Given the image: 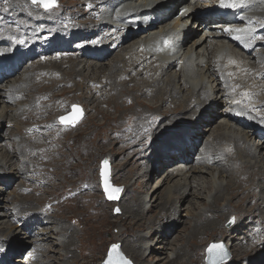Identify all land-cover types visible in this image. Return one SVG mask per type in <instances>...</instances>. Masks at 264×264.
<instances>
[{
	"label": "bare ground",
	"instance_id": "6f19581e",
	"mask_svg": "<svg viewBox=\"0 0 264 264\" xmlns=\"http://www.w3.org/2000/svg\"><path fill=\"white\" fill-rule=\"evenodd\" d=\"M75 1H78V6L72 7L70 11L60 13L59 18H52L51 11H46L42 6L33 4L32 0H6L3 4H0V197L4 196L3 190L6 185L8 188L13 183H15L13 187L17 184L15 188L17 197L14 201L15 204H11V206L14 207L17 215L26 216L30 214L28 216L33 217L37 222L36 225L34 224L35 226L25 228L27 233H23L22 230H18L12 225L8 231L0 227V263L13 264L10 258L11 253L15 252L23 255L28 245L33 249L28 264H55L54 256L51 253L56 251L50 249L43 251L42 247L47 248L50 244L54 247L55 243L58 242L66 252V254L63 253V256L69 257L73 253L75 241L70 237V240L69 238L67 241L64 240L72 231V227L64 224L61 220L56 221L54 224L48 215H41L53 203L45 204L47 200L35 201L33 196L40 193V196L42 195L46 199L47 191L41 187V181H45L47 187L51 186L55 190L58 189L55 182L57 178L62 181L59 187H63L65 182H70L68 176L71 174L73 166L68 164L73 159L74 154L72 148H69L68 140L74 136L76 139L75 148L81 149L80 146L83 145H81V141L84 140L80 137L82 136L79 133L81 132L80 129L89 120H93V117H89L88 110L90 108L97 109L96 107L103 104V102H99L101 98L97 95L101 94L103 96L107 91H116L121 86L124 88L129 83H137V78H142V75H145L151 76L153 80L146 77V81L138 82L136 91L130 92L125 89L122 93H118V96L113 97V101L109 102L110 105L119 108L118 104L124 99H138L152 90V98L162 103L161 106L165 103L174 104L175 111L173 113H180V115L177 117L170 116L172 112L162 107L156 108V111L144 110L143 113L134 116L137 121L133 122L131 131L127 125L124 130L125 133L118 132L120 142L126 141L125 138L128 137L132 139L134 138L132 136L136 134V140L134 139L133 144L139 146L143 130L152 125L157 127L156 121L152 123L151 117H164V121H171L169 127L171 131H166V124L168 123L165 122V124L164 121H161L162 124L160 123L159 127L151 131L158 142L153 146L151 145L149 149L143 148L146 150V154L150 153V155L138 159L143 158L138 166L145 171L139 179L150 177L148 171L151 170L152 165H155L157 160L159 163H164L172 168V171L170 170L171 172L166 175L160 186L157 187L156 184V189L153 191L154 197L152 200L154 201L149 211L152 212L154 208H161L159 215L156 213L155 218L147 219L148 212L145 213L146 211L143 209L146 200H141L136 196L131 197L128 200L129 203H124L125 197L130 194L128 192L131 191L133 186L130 184L133 178L130 176L131 170L128 172L127 166L122 165L119 167L120 169L113 171L114 180L119 177L130 180L125 185L121 200V205L124 206L121 207L122 216L124 217L118 218L119 223L125 227L130 221L137 227V232L141 230L151 231L146 235H132L134 237L133 241L126 240L125 244L123 242L122 253L130 258L134 264H145L148 257H150L147 252L153 251L152 246L155 241L163 243L161 246H164V244L168 245L173 240L171 245H174V241L177 239V237L173 239L174 229L181 221L177 213L178 204H184L188 201L181 193L186 187L188 190H192L191 195L197 198L201 196V191H206V197H203L205 201L209 200L208 194L215 193L216 195L210 204H205V209L201 210V207L194 208L196 213L191 214L193 219L191 224L188 225L189 227L185 228L184 233L187 245L185 244L186 247L180 245L171 249L172 256L173 253L175 255L171 260L168 257L167 264L177 263L186 253L193 255L196 254L194 252L200 251L207 241L201 244L197 240L205 235L208 236L210 231L212 236H220L222 240L227 241L231 248L239 246L238 243L241 241H247L249 247L241 246L235 249L231 260L233 264L236 261L239 262L238 264L243 262L264 264V255H262L264 253V134L261 132L264 131V78L260 81L257 80L259 85H256V83V88L251 89L249 87L250 89H248V87H244L246 90L242 93H250L244 99L246 100L249 95L251 98L244 102V106L239 105L240 98L235 100L236 104L232 107L231 112H233V115H231L219 110L225 104L223 98L229 96L228 92H232L236 83L233 84L234 81L230 78L231 76L222 73L224 72L223 69L219 74L220 76L224 75L221 79V82L224 81V83L222 82L220 85L215 80L216 78L212 77L215 69L221 68L224 62H228L225 73L231 69L241 72L247 70V72H253V77L255 74L259 77L264 76V0H179L175 3H171V0H87L88 2L86 0H72L70 2ZM83 1L85 3L81 8ZM202 2L206 4H201ZM225 4H235L236 6L225 7ZM204 5L205 8L202 7ZM174 16L176 17L175 22L173 21ZM191 21H195V26L199 24V29L202 30L198 31L205 32V34H201V37L193 41L186 50L184 46L189 39L200 33L190 32L191 29L188 24ZM88 23L89 27L84 30ZM216 23H220V25H216ZM237 29L243 31L237 32L235 31ZM236 36L242 38L236 39ZM134 37H137V39H134ZM46 46L50 47L51 50L48 54H43L42 49ZM198 49L199 52H196ZM194 54L200 58H196ZM43 56H47V58H43ZM249 56H253L255 60L253 64ZM228 58L234 61H228ZM151 59H154V61L149 63ZM50 60L52 63L48 62ZM171 63L172 65L168 67ZM67 64L74 67L72 74L69 73V77H62V75L58 77L57 75L62 69L60 67L67 66ZM154 64L158 65L152 66ZM91 66L97 77L95 80L98 81H90V78L84 74L86 70H90ZM120 66H123L124 71L115 75L113 72L120 71ZM179 66L181 71H187L186 75H182V72L179 74L172 73L168 79L163 78L164 74ZM200 66L204 70H199ZM223 66L222 68H224ZM200 71H205V76H201L202 72L200 73ZM210 71L212 76L208 75ZM197 72L199 74H196ZM55 74L57 78L54 76ZM198 75L202 77L200 82L198 81ZM251 75L249 74V76ZM77 77L82 78L81 85L74 82ZM16 78L17 81L14 82ZM38 79L41 82L37 81ZM126 80L130 81L127 82ZM47 81H50L47 86L51 85L52 82V88L55 91L58 85H69L67 88H76L67 91L68 97L73 96L71 93L74 91H82L81 94L85 90L88 91V96L84 94L85 102L83 103L88 115L76 131L68 127L67 124H63L67 125L63 126L58 122H61V118L64 117L63 115L67 109L65 105L64 113L55 116L54 121H52L53 117L51 116V118L49 115L42 120L33 118L35 115L41 114L45 117V114H51L50 104L55 105L56 111H59V95L68 99L65 91L61 94L56 93L57 91L53 92L56 94H50L51 89L49 91L44 90L43 84ZM109 81L110 84L108 85L107 82ZM124 81L126 82L124 83ZM164 82L165 87L161 88L160 85ZM231 84L234 86H231ZM186 85L190 86L189 89L185 87ZM152 87L153 89H151ZM252 90L254 91L253 94ZM30 91L33 92L32 96L26 98L24 94ZM138 93L140 94L138 95ZM157 93L162 94L160 99L156 96ZM233 96L237 99V96L234 94ZM233 96L230 95V97ZM241 99L243 101V98ZM228 102H231V100ZM136 103L140 104L141 102L138 99ZM230 104H233V100ZM137 106L139 108V105ZM252 108L255 110L254 113L251 111ZM96 112L97 116L104 114L101 110ZM249 112L251 114H248ZM190 113L191 117H187ZM148 114L151 117L147 118ZM25 116L30 117V119L28 123L22 125ZM143 116H145L143 119L140 118ZM145 118L147 122L145 121L146 124L143 126ZM193 118H196V120L194 121ZM190 120L192 123H189ZM3 122L10 124V127H12V123L20 125V127L17 126L20 140L15 141L13 139L15 137L14 133H10L5 135L8 141L3 143L5 140L2 136L3 130L1 131ZM249 122L257 124L258 128L252 126L253 128L249 129ZM203 124H208V127L211 126V128L199 131ZM127 131L131 133L129 134ZM169 132H177L178 134L167 138L166 135ZM206 132L211 134L208 136ZM242 133L246 135L244 136ZM12 134L13 136H11ZM163 136H165L164 139ZM256 136L257 140L263 144L253 150L252 147L255 148L256 144L254 137L256 138ZM262 136L263 139L259 140ZM171 137H174L175 140L170 141ZM204 138L208 139L204 140ZM211 138L214 141L210 142ZM37 139H39V142H32ZM227 144H231L232 147L225 148ZM244 144L246 149L243 151L241 147ZM126 145L124 147L127 149L123 147L124 149L116 152V156L128 155L130 160L126 164H136V162H139L134 159L136 151L128 152L133 145ZM200 145H203L200 157H203L202 161L204 160L205 165H202L203 162H201V165L193 166L194 158L192 161V155ZM84 150L85 148L82 149V151ZM152 154L157 156L153 161L150 158ZM232 154H237L239 159L237 161L230 159ZM77 157L81 158L79 155ZM200 157L198 156V159ZM18 158H23L24 161H18ZM244 158L250 160L246 161ZM224 161H227L228 164L226 166L222 165L220 172L227 174L226 176L230 178L225 186L221 182H219L221 184H217L215 173L210 171L212 166H218ZM232 162L233 164L230 165L229 163ZM198 163L200 162L197 161ZM176 166H183V168H176ZM205 168H209L206 170L213 178L207 179L204 177V172L207 173L204 170ZM167 169L166 172L169 171ZM59 171L63 172L62 177L58 175ZM154 171L157 170L154 169ZM217 172H219L218 169ZM184 173L191 175V182L180 183L178 181L173 186L170 185L174 174L180 176ZM4 176L7 177L3 178ZM18 182H20V185H18ZM144 187L146 189L148 184ZM254 187L259 189L258 194L252 192ZM29 188H33L32 191ZM19 189L23 193H20ZM88 190L81 189V192L73 194V197L78 196V201L85 202V193ZM245 192L247 193L245 194ZM25 194L30 195V197H24ZM225 196H229V203L223 205L221 202ZM256 197L260 200L254 208L249 207L247 210L243 208L247 202ZM17 199L19 202H16ZM234 201L236 202L234 203ZM4 202L6 204H3ZM7 202L6 199L0 198V222L3 220L9 222L10 220L15 223L16 219L11 216L12 213H9L11 208L8 206L10 204L8 199ZM31 202H38L40 206L44 204L39 210L38 203ZM226 210H228V215L224 218L223 213ZM233 216L237 219V225L241 226L239 234H234L231 230L224 228V224L222 225L223 221L226 220L227 222ZM218 219L222 221H217ZM25 223L27 222L25 221ZM49 224L50 226L54 225L50 227ZM242 227L245 228L244 231H242ZM126 229L122 235H129ZM36 230L40 231L39 234ZM243 233H245V236L241 238ZM21 235L29 236V238L33 236L36 242H33V239L31 243L29 241L25 243L21 239ZM74 235H77V233L72 234L73 237ZM259 245H263V252L258 248ZM14 247L17 248L14 249ZM8 248L14 250L8 253ZM162 248L163 251L168 253V246ZM156 249L160 250L161 248L157 247ZM42 252L44 254L49 253L47 259H40ZM167 255L170 256L171 253ZM63 256L56 258L59 261L62 260L64 264H71V262L63 259ZM190 259L188 261L187 257L188 262L181 264L198 263ZM18 261L19 259L15 260V263ZM25 262L20 261L21 264H26ZM73 264H77V262Z\"/></svg>",
	"mask_w": 264,
	"mask_h": 264
},
{
	"label": "rangeland",
	"instance_id": "374dc122",
	"mask_svg": "<svg viewBox=\"0 0 264 264\" xmlns=\"http://www.w3.org/2000/svg\"><path fill=\"white\" fill-rule=\"evenodd\" d=\"M5 1L6 0H0V4H3ZM24 1H26V0H24ZM70 1H72V0H56L58 6L53 8V9H51V10H48V11H51L52 18H59L60 17V13L65 12V11H70L72 7H77L78 6V1H75V2H70ZM204 1H208V0H204ZM84 3H85V1H83L81 8H83V4ZM201 4H206V3L202 2ZM202 7L205 8V5L202 6ZM202 7L200 6V8H202ZM173 19H174L173 21L175 22L176 17L174 16ZM189 23L190 24H188V26L191 29V31H190L191 33L200 32L198 30H202V29H199L200 28L199 24H196V26H195V21L194 22L191 21ZM217 24H219V23H216V25ZM78 26L84 27L85 25H78ZM184 26H186V24H184ZM88 27H89V23L86 24V26L84 27V30L86 28H88ZM249 30H252V29H249ZM201 32L196 34V35H194V36H192V38H190L189 41L185 44L184 48L186 49L187 47H190L191 44L193 43V41H195L199 37H201V34L202 35L205 34V32H202V33ZM74 35H76V34H74ZM74 35H72V36H74ZM72 36H70V37H72ZM186 37H187V35H186ZM56 38H58V37H56ZM134 39H137V37H134ZM184 40H185V37H184ZM137 41H139V40H137ZM136 43H140V42H136ZM50 50H51L50 47H47V46L44 47V49H42L43 54H48L50 52ZM240 51H241V49H240ZM194 52H195V49H194ZM196 52H199V49L196 50ZM194 55L196 56V58H200V57H198V55H196V54H194ZM115 57H116V55H115ZM167 57L168 58H173L172 56H167ZM249 57H250L251 63L253 64L255 62V60L253 59V56H249ZM43 58H47V56H43ZM51 60L48 61V62H51ZM109 61H111V60H109ZM153 61H154V59H151L149 61V63L153 62ZM228 61H234V60L228 58ZM107 63H104V64H107ZM227 64H228V62H226V63L224 62L223 63L224 66L221 65V68L220 67L216 68L215 71H214V75L213 76L211 75V73H212L211 71H210V74H208V75L212 76L214 79L216 78L215 80H217L218 83H220V85H221L222 82L224 83V81L221 82V79L224 77L223 74H226L229 77L231 76L230 78L233 79V81H234L233 84L236 83L235 87H233L234 89H232V92L235 91L237 94L236 93H232V92H228L229 96L227 95L228 97H224L223 98V101L225 100L224 102H225L226 105L225 104L222 105L220 107V110H219V111H222L225 114L230 113L231 115H233V112H231V110H232V107L236 104V102H234L235 100H238L240 98L239 101H238L239 105L242 104L241 106H244V102L247 101L248 98L249 99L251 98V96L249 95V97L246 100L244 99V98L247 97V96L244 95V93H242V91L244 92V90H246L244 87H246V88L248 87V89H250L249 87H251V89L256 88L255 84L257 83L256 85H259V82L257 80L260 81L261 79L264 78V76H260L259 77L258 75L255 74V76L253 77V75H254L253 72L252 73L251 72H247V70L244 71V72H241V71H234V70L231 69L230 70L231 72L228 71L227 73H225V69L227 68ZM155 65H158V64H154L152 66H155ZM171 65H172V63L168 67H170ZM222 66L224 68H222ZM122 67L123 66H120V68H121L120 71L117 72V70H116V72H113V73L115 75H118V73H121L122 71H124L122 69ZM60 68H62L61 72L63 71L64 73L60 72L61 74L59 73V75H57L58 77H61L60 75H62V77H65V76L69 77L70 76L69 73L72 74L73 69H74V67L71 64H67V66L65 65V66L60 67ZM70 68H72V69H70ZM33 69H31V70H33ZM89 69L90 70H86V72L84 74L87 75L90 78V81H92V80L93 81H98V80H95L97 77H96V74L92 71L93 67L91 66ZM221 69H223L224 72H222ZM199 70H204V69L200 66ZM220 71L223 73L222 76H220V74H219ZM66 72H67L68 75L65 74ZM181 72H182V75H186L187 71H181V68L179 66L178 68L173 69V70L169 71L168 73L164 74L163 78L164 79H168V77L172 73L179 74ZM201 72H202L201 76H205V74H204L205 71H200V73ZM232 72L234 73V75H233ZM229 73H232V75H228ZM248 73L252 74V75L249 76ZM94 74H95V76H94ZM196 74H199V73L197 72ZM54 76H56V74ZM57 76H56V78H57ZM201 76L198 75V81L199 82L201 81V78H202ZM243 76L245 77L247 82H246L245 79H243L244 78ZM146 77L148 79H150V80H153V78L151 76L149 77V76L142 75L143 79L141 77L137 78V83H134V82L133 83H129L124 88H122L123 86H121V87L118 88L119 90H116V91H107V92L104 93L103 96H101V94L97 95L99 98H101L99 100V102H103V104H105V105L100 104L101 106L96 107L97 109H91L90 108L88 110L89 117L90 116L93 117V120H89L86 124H84V126L80 129L81 132L78 131L79 133L82 134V136H80V137H82V139L85 141V142L81 141V145L83 144L82 147L80 146L81 149L75 148L76 147V145H75L76 139L74 138V136L72 138H70V140H68L69 141L68 145H70L69 148L70 147L72 148V150H73L72 153L74 154L73 159H71L69 161V164L67 163L69 166H73V170L71 171V174L68 176L69 177L68 180L70 179L69 180L70 182H65L63 187L62 186L59 187L60 184L62 183V181H60L61 180L60 178H57V181H55V182L57 184V188L58 189L55 190L51 186L47 187L45 181H41L40 182L41 187H43V189H46V191H47L46 199H44V197H42V195L40 196V193L36 195L38 198L36 196H33L35 201L47 200V201H45V204L46 203H53V205H51L47 210L42 212L41 215H43V214L44 215H48L52 219L51 221L54 222V224H55L56 221L61 220L62 222H64V224L70 225L72 227V229H71L72 231H70L68 236L66 238H64V240L66 239L65 241H67L69 237L75 241V245L73 247V253L71 255H69V257L68 256L67 257L63 256L64 254H66V252L62 249L61 245H59V242L55 243L56 245H54V247L51 246L52 244H50L47 248L42 247L43 251H45V250L48 251L49 249L56 251L55 253H51V255L54 256V259H55V262H56L55 264H58V263L64 264L62 260L61 261L57 260V258H60L62 256H63V259L71 262V264L76 263V262H77V264H106L107 260L110 258L109 253H110L111 247L113 245H118L119 246L121 257H123V260L129 261L130 264H134L133 261L130 258H127V256H125L122 253L123 242L125 244L126 240L133 241L134 237L132 235L141 236V235L149 234L151 232L150 230H149V232H148V230L147 231L146 230H141L140 232H137L136 231L137 227L134 225L133 222H130V221L128 222V224L125 227L122 226L119 223L118 218H123L124 217V216H122V214H123L122 212L123 211H121L122 208L124 207V206L121 205V200H122V197H123V193L125 191V187H126L125 185H127L126 183H128L130 180H124V179H122L120 177L114 180L113 179V171H115L117 169H120L119 167L122 166V165L123 166L126 165L127 166V171L129 172L131 170L130 176L134 178V179L132 178L131 183H130L131 185H133L131 187L132 188L131 191L128 192L130 194L125 197L124 203H126V204L129 203L128 200H130L131 197L136 196V198H139L141 200H146V203L144 204V206H143L144 208L143 209L146 211L145 213L148 212V215L146 214L147 215V219L150 220V219L155 218L156 217L155 216L156 213L159 215V212H160L161 208H154L152 212L149 211L152 208V206H153V201H154V200H152V198L154 197L153 196V191L156 189V184H157V187L160 186V184L162 183V181L166 177V175L169 172L172 171V168H171V166L169 167V165L166 166L164 163H159V161L157 160L155 165H152L153 167H151V170L148 171L150 177L148 179L147 178L139 179L141 176L144 175L145 171H143L142 168H140V166H138L143 161V158L140 159V160H138V159L141 158V157H147V156L150 155V153L146 154V150H144L143 148L149 149L151 147V145L153 146L155 143L158 142V141H156L155 136L152 135L151 131L153 129L155 130L157 127H159V124L161 123V121H164L165 118L164 117L153 118V117H151L150 114H148L146 116L147 118L151 117L152 123H154L156 121L157 127L155 125H152L149 128L143 130V133L140 136L141 137V142H140L139 146H137V145L135 146V144H133L136 134L132 136L134 138L131 139V138L128 137V138H125L126 141L120 142L121 139H120L119 133H125L124 130L127 128L126 127L127 125L130 127V131H131L132 128H133V122L137 121V118L134 117V116H137L141 112L143 113L144 110L145 111H156V108L162 107V108H167L168 111L172 112L170 116H174V117L176 116L177 117V116L180 115V113H177V114L173 113L175 111V108L173 106L174 104L165 103L163 106H161L162 103L157 102L155 98L151 97V94L153 93L152 90L148 91L147 94L146 93L143 94L144 96H140L138 98L139 101L141 102L140 104L136 103V100H138V99H133V98L132 99L131 98L130 99H124L123 101H121L118 104L119 108H115V107L111 106L110 103H109L110 101H113V97L118 96V93H122L125 89L129 90L130 92L136 91L137 87H138L137 86L138 82L146 81ZM253 78H254V81L252 82ZM52 79H53V77H52ZM81 80H82L81 77H77L76 79H74V82L75 83L77 82V84L81 85L82 84ZM236 80H238V81L240 80L243 83H241L240 81L238 82ZM16 81H17V78L14 79V82H16ZM37 81L41 82L40 79H38ZM120 81H121V79H120ZM126 81L129 82L130 80L129 81L126 80ZM126 81H124V83ZM104 83L106 84L105 80H104ZM107 83L109 85L110 81L107 82ZM48 84H50V81H47V82H45L43 84L44 85L43 86L44 90L49 91L51 89V91H49L50 94L53 93V92H56V91H57L56 93L61 94L62 92L65 91L66 92V94H65L66 97H68L67 91H72V90L76 89L74 87L73 88L72 87H68L67 88V86H69V85H58L57 87H58L59 91L57 90V87H56V91H55V89L52 88V82H51V85L47 86ZM70 84H72V83H70ZM164 84H165V82L162 83L160 85V87L164 88L165 87ZM2 85L5 86L7 84H2ZM59 86H60V88L62 86L63 87L65 86V87L64 88L62 87L60 89ZM231 86H234V85L231 84ZM185 87L187 89H189L190 86L186 85ZM239 87H241L242 90ZM64 89H66V90H64ZM151 89H153V87ZM108 90H110V88H108ZM238 90H240V91H238ZM87 92L88 91L85 90V91H83V94H81L82 91H79V92H75L74 91V92L71 93L74 97L70 95L71 97L69 96L68 99L64 98L65 96L62 97L61 95H59V98H58V104L60 105L59 111H56V108L54 107L55 105L52 106V104H50L49 105V107H50L49 109L51 110V114H47V115L45 114V117H44V115L42 116L41 114L38 115L39 117L35 115V116H33V118L35 120H42V119H45L46 116L49 115L50 117L51 116L53 117V118L52 117L51 118H52V121H54L55 116L62 115V113H64V110L66 109L65 106H67V109H66V112L63 115L64 116L63 118H65L68 115H74L76 118L77 117L81 118V120L79 122L75 123V124H67L68 127L72 128V129H75L74 131H76L78 126L80 125V123L83 120H85L87 118V115H88V114H86V108H85V105L83 104L85 102L84 101L85 100L84 96L85 95L88 96ZM238 92H241V93H238ZM253 92L254 91L252 90V94H253ZM56 93H53V94H56ZM245 93H247V92H245ZM32 94H33V92L30 91V92H27L24 95L26 96V98H30L29 96H32ZM76 94H77V96H76ZM105 94H106V96H105ZM139 94L140 93H138V95ZM233 94L235 96H237V99H236V97L233 96ZM240 94L241 95L243 94L244 96L243 95L241 96ZM247 94H250V93L248 92ZM230 95L233 96V97H230ZM156 96H158L159 97L158 99H160L162 94L160 95L159 93H157ZM239 96H241V97H239ZM79 97H81V98L79 99ZM135 97H136V95H135ZM82 98H83V100H82ZM228 98H229V100H227ZM232 98H234V99H232ZM241 98H243V101H241L242 100ZM230 100H231V102L233 100V104L232 105L230 104L231 102H228ZM240 101H241V103H240ZM178 104L180 105V103H178ZM137 105H139V108H138ZM74 107L80 108L82 110V113L81 114L75 113L74 112ZM105 107H106V109H105ZM135 107H137V109H135ZM60 108H63V109H61L62 111L60 110ZM97 110L103 111L104 114L101 115V116H97V112H96ZM251 111H253L252 113H254L255 110L252 108ZM0 112H1V109H0ZM161 113H163V111H161ZM43 114H44V112H43ZM248 114H251V112H249ZM170 116H169V118H170ZM144 117L145 116L140 117V118L143 119ZM187 117H191V113L188 114ZM192 117H193V115H192ZM29 119H30V117H28V116L23 117L22 125L25 124V123H28ZM121 119H123V120L121 121ZM131 119H134V120L131 121ZM193 119H194V121L196 120V118H193ZM184 120H187V119H184ZM145 121L147 122L146 118L143 120V124H142L143 126L146 124ZM58 122L60 124H62V125L65 124V123H61L60 121H58ZM165 122L166 121H164V123ZM184 122H188V121H184ZM198 122H200V121H198ZM166 123H168V124H166ZM166 123H165L167 125L166 126L167 127L166 131L167 132L171 131V128H169L171 121L167 120ZM189 123H192L191 120H190ZM249 123H250V126H248L249 129H251L252 126H255V127L258 128L257 124H253L252 122H249ZM67 125H63V126H67ZM17 126L20 127V125L19 124L17 125L16 123H12V127H10V124H7V123L3 122V124H2L3 128L1 129V131L3 130L2 131V136H3V138H5L3 143H5V141L6 142L8 141L7 137H5V135H9L10 133H14L15 137H13V139L15 141L20 140V135H18V127ZM116 126H117V128H116ZM210 128H211V126L208 127V124H203L200 127L199 131H203L204 129H210ZM5 130H7V131H5ZM16 130H17V132H16ZM119 131H121V132H119ZM261 132H262V134H264V131H261ZM127 133L130 134L131 132L127 131ZM175 134H178V133L177 132H169L166 135V137L169 138L170 136H174ZM210 134L211 133L206 132V135L209 136ZM115 135H117V136H115ZM243 135L245 136L246 134H243ZM11 136H13V134ZM145 137H147V138L144 139ZM164 138H165V136H163V139ZM113 139H115V140H113ZM205 139L207 140L208 138H204V140ZM254 139H256V144H255V148L252 147V149L256 150L257 147H259V145H261L263 143L259 142L257 140V136H256V138L254 137ZM261 139H263V136L259 140H261ZM38 140L39 139L33 140L32 142L36 141L35 143H37V142H39ZM171 140H175V138L172 137L170 139V141ZM209 141L212 142L214 140H213V138H211V140H209ZM118 142H120V143H118ZM126 144L133 145L132 149L130 151H128V152L132 153L133 150L136 151V153H135L136 156H135L134 159L139 161V162H136V164L135 163H132V164L130 163L131 165L130 164L128 165V163L126 164V162L130 160L128 155L116 156V152L119 151V150L124 149L125 148L124 146H127ZM53 147H55V146H53ZM202 147H203V145H200L193 152V155H192V161H193V158H194V161L192 162L193 166L194 165L195 166H197V165L199 166V165H201V162H203L202 165L204 164V160L202 161V160L198 159V156L200 157V155H201L200 151H201ZM228 147H232V145L231 144H227L225 146V148H227V149H228ZM84 148H85V150L82 151V149H84ZM241 148L244 151L246 149V145L245 144L242 145ZM125 149H127V148H125ZM1 155H2V153H1ZM77 155H79L81 158L77 157ZM156 157H157L156 154H152L150 156L152 161L155 160ZM230 157H231L230 159H233L234 161H237V159H239L237 154H235V155L232 154ZM42 159H44V158H42ZM42 159H41V161H43ZM19 160L20 161L21 160L24 161L23 158H18V161ZM244 160L249 161L250 159L249 158H244ZM105 161H107V164L109 165L110 185H111V187L121 189V192H119L120 195L118 197V200H116V201H111L108 198V195L106 194V191L104 190L103 185H102V177H103L102 175H103V171H104L102 168H103V164L105 163ZM197 161H199L200 163L197 164ZM170 162H171V160H170ZM194 163H196V164H194ZM227 164H228L227 161H224L222 164L218 165L219 168H218L217 165L211 167L210 171L215 173V180L218 182L217 184H221V183L223 184L224 183V186H225L230 181V178L228 176H226L227 174H223V173L220 172V169L222 168V165L226 166ZM229 164L231 165V164H233V162L229 163ZM178 167L179 168L180 167L183 168V166H176V168H178ZM166 168H168L167 170H169V171L166 172ZM209 168H205L204 169L207 172V173L204 172V177H206L207 179L213 178L211 175L208 174V171L206 170V169H209ZM235 168H237V166H235ZM154 169H156L157 171H154ZM217 169H218L219 172H217ZM58 173H59L58 175L60 177H62L63 172L61 173L59 171ZM216 175H217V177H216ZM64 176H65V174H64ZM173 176H174V178L172 179L173 181L172 182L170 181L171 182L170 183L171 186H173L174 183L178 182V181L180 183H186V182L189 183V182H191L190 180L192 179V178H190L191 175H188V173L181 174L180 176L177 175V174H174ZM5 177H7V176H4L3 178H5ZM71 177H73V178H71ZM219 182H221V183H219ZM19 183L20 182H18V185H20ZM13 184H15V183H13ZM13 184L8 186L9 189L7 188V185L4 187V190H3L4 196H2L0 198L1 199H6V202H7V199H8V201L10 203V204H8V206H9V208H11L9 210V213H12L11 216H13L16 219V221H15V223H13L10 220H9V222L3 220V221L0 222V224H1L0 227H3L4 230L8 231V230H10V227L12 225L16 229L22 230L23 233H25V232L27 233V229H25V228H27L29 226L30 227L35 226L37 224V222L33 219V217L28 216L30 214H28L26 216H23V215L20 216L19 214L17 215L16 212L14 211V207L11 206V204H15L14 201H15V199L17 197V191L15 190V188H16L17 184L15 185V187H13L14 186ZM147 184H148V187H146V189H145L144 186L147 185ZM73 186H75V187H73ZM29 189L32 191L33 188H29ZM81 189L84 190V191L86 189H89L85 193V197H86L85 198V202L78 201V198H77L78 196L77 197H73V194H79L81 192ZM189 191H191V192H189ZM5 192H7V193H5ZM19 192L23 193L20 189H19ZM201 192H200L201 196L197 198V197H193V195H191L192 190H190V189L188 190L186 187L183 189V192H181V193L184 194V196L188 199V201H187V203H184V204H178V209H177L178 212L177 213H178V216H180V220L181 221H179L180 223H178V225L174 229L173 239H175L177 237V239L174 241V245H171V242H173V240L170 243H168V245L164 244V246H161L163 243H161V242L157 243V241H155L153 246H152L153 251L152 252L151 251L147 252V255H150V257H148V261L145 264H167L168 261H169L168 257H170V260H171L172 258H174V255H175L173 253V256H172V250L171 249H174V247H176V246L179 247L180 245L181 246L184 245V247H186L185 244L187 245V241L184 239L185 238V234L184 233L186 231L185 228L189 227L188 225L191 224V221L193 219V216H191V214L193 212L196 213V210L194 211V208L201 207L200 208L201 210L205 209L204 206H206L207 204H210L213 201L214 196L216 195L215 193L208 194L209 200L205 201L204 198L206 197V193H205L206 191L203 190ZM252 192L258 194L260 191H259V189L257 187H254L252 189ZM246 193L247 192H245V194ZM24 197H30V195L27 196V194H25ZM190 200H192V201H190ZM259 200L260 199L258 197L253 198V199H251L250 202H247L244 205L245 207H243V208H246V210L249 207H253L254 208L255 204L258 203ZM16 202H19V200L17 199ZM227 202L229 203V196H225L221 203L223 205H225V204H227ZM235 202L236 201H234V203ZM31 203L36 204L38 202H31ZM3 204H6V203L4 202ZM43 204L40 206V204L38 203L37 206H38L39 210L41 209ZM83 204H85V205H83ZM191 204H193V205H191ZM235 205H238V204H235ZM223 214L225 216L224 218H226V216L228 215V210L224 211ZM209 216H210V214H209ZM205 217H207V216H205ZM238 218H239V216H238ZM219 220L222 221L221 219H218L217 221H219ZM233 220H234V222H232ZM25 221L28 224L25 223ZM53 225L50 226V224H49L48 226L52 227ZM222 225L224 226V228L231 230V232H233L234 234H239L240 233L241 226L237 225V219H236L235 216L230 217L227 222H226V220L223 221ZM126 227H127V229H126ZM125 229H126V231H128L129 235H122L123 231H125ZM244 230H245V228L242 227V231H244ZM36 232H38V234H39L40 231L36 230ZM75 232L77 233V235H74V237H73L72 234H74ZM244 236H245V233H243L241 238L244 237ZM70 238H69V240H70ZM21 239L25 243L28 242V241L31 243V241L34 239V237L32 236L31 238H29V236L21 235ZM205 241H207V242H206V245L203 246L204 248L202 247L200 251L194 252L196 254H193V255L190 254L189 255V254L186 253L185 255H183V257L181 259L178 260L177 263H174V264H181L183 262H188L190 258L198 262V263H193V264H217L220 261H225L223 264H233L231 262V260L233 258V253H234L235 249H237V248H239L241 246L249 247L247 241H243V242L241 241V242L238 243L239 246H237V247L234 246L233 248H231V245L228 244L227 241L225 242L224 240H222V238L220 236L219 237L212 236V232L211 231L208 233V236L205 235L203 237H200L197 240V242L201 243V244L202 243L204 244ZM33 242H36V240L34 239ZM214 244L223 245V249H224V252L226 253V255L220 256V255H218L216 253L210 252L209 249H211L212 245H214ZM167 246L169 248L168 251H167L168 253H166V251H163V248H162V247H167ZM157 247L161 248V249L158 250V249H156ZM15 248H17V247H14V249ZM258 248H260L261 251L263 252V249H262L263 245H259ZM14 249L8 248V253H11V251H13ZM202 249H204V250H202ZM32 250L33 249L31 248V246L28 245V248L25 250L23 255L16 254L15 252L11 253V255H10L11 261H13V264H21L20 261H22V262L27 261L25 263L28 264L29 261L31 260L30 256H31ZM170 253H171L170 256L167 255V254H170ZM42 254H44V252L41 253L40 259H42V260L47 259V256H48L49 253L48 254L45 253L44 256H42ZM262 255H264V253H262ZM212 256H213V258H212ZM36 257H38V256H36ZM43 257H46V258H43ZM187 257H188V261H187ZM234 258H235V256H234ZM17 259H19V261L17 263H15V260H17ZM238 263L239 262L236 261L234 264H238ZM245 263L243 262L242 264H245ZM246 264H248V263H246Z\"/></svg>",
	"mask_w": 264,
	"mask_h": 264
},
{
	"label": "snow or ice",
	"instance_id": "6c2138e0",
	"mask_svg": "<svg viewBox=\"0 0 264 264\" xmlns=\"http://www.w3.org/2000/svg\"><path fill=\"white\" fill-rule=\"evenodd\" d=\"M32 3L42 6L46 11L47 10H51L52 8H55V7L58 6L56 0H32ZM224 6L225 7H235L236 5L235 4H225ZM229 31H232V30H229ZM235 31L241 32L243 30L237 29ZM235 38L236 39H241L242 37L241 36H236ZM229 75H232V73H229ZM244 95L247 96L248 94L244 93ZM74 112L77 113V114H81L82 110L79 109L78 107H74ZM77 118H79V117H77ZM61 123H65V118H61ZM105 165H107V161H105ZM105 177H106V179H105V188H106V191L108 192L109 199L116 198V194H118L121 191V189L113 188V187H111L108 184V182H107V171L105 172ZM232 222H234V220ZM118 248H119L118 245H114L113 248H112V252L115 253L120 258V260L122 261V264H130L129 261L123 260V257H121L119 252H118ZM209 251L213 252V253H216V254H218L220 256L226 255V253L224 252V249H223V245H219V244L212 245V248L209 249ZM108 264H113V260L111 258H109Z\"/></svg>",
	"mask_w": 264,
	"mask_h": 264
},
{
	"label": "water",
	"instance_id": "95a60500",
	"mask_svg": "<svg viewBox=\"0 0 264 264\" xmlns=\"http://www.w3.org/2000/svg\"><path fill=\"white\" fill-rule=\"evenodd\" d=\"M76 121H78V120H76ZM103 187H104V189L106 190V188H105V179H106V177H105V172L107 171V182H108V184L110 185V171H109V167H108V165H105L104 164V167H103ZM111 186V185H110ZM106 194L108 195V192L106 191ZM109 198V197H108ZM118 199V195L116 194V198H113V199H110L111 201H114V200H117ZM113 248V247H112ZM111 248V249H112ZM118 252H119V254H120V256H121V253H120V250H119V248H118ZM110 258L113 260V264H122V261L120 260V258L115 254V253H113L112 251L110 252ZM109 260V259H108ZM225 261H220L219 263H217V264H223ZM106 264H108V261L106 262Z\"/></svg>",
	"mask_w": 264,
	"mask_h": 264
}]
</instances>
